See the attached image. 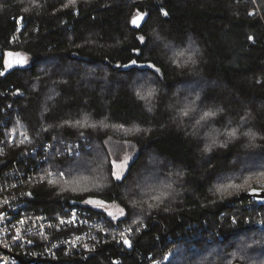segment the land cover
I'll return each mask as SVG.
<instances>
[{"label": "trees", "instance_id": "1", "mask_svg": "<svg viewBox=\"0 0 264 264\" xmlns=\"http://www.w3.org/2000/svg\"><path fill=\"white\" fill-rule=\"evenodd\" d=\"M254 2L0 0L2 189L24 203L27 213L55 227L74 210L87 218L83 207L106 225L114 224L86 206L93 200L123 209L126 216L118 226L130 227L136 221L145 226L131 240L130 249L98 236L96 243H88L90 254L72 252L65 257L57 250L51 264L69 260L70 264H148L150 258L180 253L191 257L215 244L219 257L208 264H223L232 258L234 246L241 247L249 264L264 261V240L259 238H264V229H257L258 220L256 230H249L252 220L250 225L245 222L250 213L264 226V207L248 200L220 202L211 193L222 175L239 174L241 159L255 157L259 173H264V5L260 2V14H256ZM138 14L147 20L136 30L131 22ZM156 33L171 47L194 41L201 58L179 68L157 47ZM9 52L28 61L27 66L10 69L4 64ZM147 76L155 83L152 108L132 84ZM190 85L203 88L202 102L212 111L220 110L222 121L233 122L238 138L249 132L253 142L236 140L208 154L185 136L182 118H176L183 94L177 97L175 93ZM113 126L140 132L135 139L140 156L122 181L112 177L110 156L102 153L105 144L101 147L105 140L101 128ZM11 137L14 144L9 147ZM46 146L53 147L50 154ZM149 156L156 161L151 173L169 179L179 171L182 195L169 204L160 203L157 196L155 204L148 206L146 201L132 213L123 194L128 184L133 187L139 171L148 169ZM13 169L17 177L8 181ZM50 169L62 183H50ZM41 171H45L42 183L31 186L30 182L26 189H18ZM256 181L264 182V176ZM136 189L135 199L141 197ZM27 193L31 199L22 201ZM240 205L246 209L231 218ZM85 232L84 227L67 229L61 235L53 234L51 240ZM212 232L218 240L208 244ZM251 233H255L256 244L241 237Z\"/></svg>", "mask_w": 264, "mask_h": 264}, {"label": "rangeland", "instance_id": "2", "mask_svg": "<svg viewBox=\"0 0 264 264\" xmlns=\"http://www.w3.org/2000/svg\"><path fill=\"white\" fill-rule=\"evenodd\" d=\"M31 1L32 0H30V2ZM260 2L264 5V0H255V8H253L255 9V11L253 9H251V11L256 12V14H260ZM156 39L157 47H160L159 49L168 56L169 62L178 66L179 68H185L191 66L193 63L195 64L202 56V54L200 53L201 49L198 48L197 44H195V42L192 40H187V43L185 45L176 48L173 46L171 47V45H169L168 43H164L163 41H161L158 33H156ZM4 64H7L8 67L9 65H11L9 67L10 69H22L27 66L28 61H25L22 57L11 54L9 52L4 58ZM195 76L196 75L189 76L190 80H193ZM135 80V82H132L133 86H135L142 92V97L145 98H143V100L147 101L148 104H150L149 106L152 108L151 102L153 100V94L149 96L148 93H152L151 89L154 88L155 83H153V80L148 78V76ZM201 89H199L198 86L197 88H193V86L190 85L189 88H186V90L178 89L175 93L177 97L182 94L185 95H182L183 99L180 103L181 109L180 107H178V113L176 114V118H182L181 127L184 129V135L187 137L189 136L192 140L198 142L200 146L204 147V152L208 154L217 149L228 147L236 140L240 141V139H244L242 140V142L244 143L253 142L254 137L251 136L249 132L245 133L244 138H238L239 136H237L236 133L235 135H229L230 133L235 131L233 130V122H230L228 120H225V122L224 120L222 121V112L220 110L212 111L209 106L205 105L202 102L203 95ZM153 92H155V90H153ZM186 109H191L187 116L183 115V111ZM206 112H215V115L205 120H201V116H203ZM197 121H199V123H197ZM222 124L225 125L222 126ZM242 127H244L243 124L241 126V131ZM101 130V133L103 135L105 134V140L102 142L101 147L102 145L104 147V144L106 146V148H102V153L104 155L108 153L110 156L112 177L114 178V180L122 181L123 178L127 175L132 164L140 156V151L135 142V139L139 138L137 137V135H139L140 132L137 131V133H135L131 129H122L114 126L110 129L104 127L101 128ZM240 161L241 168L239 170V174L230 176L231 174L226 173L222 175L214 185V188L211 189V193L213 194V196H216L213 197L215 198V200H219L220 202H224L226 200L238 201L239 198L237 197L241 193L247 192L248 189H251L254 186L257 187V190H264V182L256 181V179H260V177L264 176V173H259L260 165L256 164L258 163L256 162V158L250 157L249 159H241ZM146 162L148 169H141L134 181L133 187L132 185L128 184V187L123 194V196L125 197V202L128 204V208L130 207L129 210H131L132 213H137L138 208L144 205L146 201L150 202L148 206L155 204L156 199H158L157 196H159L160 203L165 202V204H167L168 202H173L172 198L176 200L182 195V191H180L179 193V190H181L179 187V171L172 173L171 176H169V179H166V177L161 178L158 174L151 173V171L156 170L153 165V163H156V161L149 156V158H146ZM158 166H160V164H158ZM52 171L54 172L53 169ZM114 172L120 174L119 179H117L116 176L113 175ZM159 178H161V180ZM50 183L56 184L62 183V181L54 179ZM134 189H136L138 197L141 196L140 198L135 199L136 195L134 194ZM98 201L99 200H93L91 203H86V206L88 205L91 208L102 212L110 220L113 221L114 225L118 227L119 221H121L126 216L123 209L119 208L115 204L108 205L104 203H96ZM240 206L234 209L233 213L230 215L231 218L236 219V216L239 217V215L242 214L241 211L246 209V205L242 206L243 209H241L242 207L240 208ZM121 210L123 214H121ZM109 213H111V215ZM131 220H139V218L136 219V216H131ZM251 220L253 221V226H249L251 227L249 228V230H256L255 221L257 220V229H264L263 223L259 219H256L255 216L253 217L252 214L247 213L245 222H248V225H250L252 224ZM141 222L142 221H136L131 224L130 227H122L120 225L121 228H119L118 230L110 228L102 229L97 231V235L102 236L104 240L113 242L119 246V243H121L123 239L121 237H114V234H123V237L127 236L130 240H132L133 237H136V234L144 229L145 226H140L142 225L140 224ZM214 233L215 232H212L213 236L210 235L211 237H208L210 238L209 241L207 240L208 244L211 243V239L212 241H214L215 239L218 240V238L214 236ZM254 235L255 233L248 234V236L241 234V237L247 238V242L256 244ZM259 238L264 240V238L262 237ZM237 243L238 240H235L233 244ZM218 247L219 246H217L216 244L214 246L212 245L210 248L203 249L201 252H198V254H193V256L191 255V257H189L190 254L183 256V253H180V255L178 256H165L163 258L156 259V262L158 264H208L211 259L219 257L220 251L218 250ZM224 248L225 247L222 246V249ZM236 251L239 252L240 255L236 254ZM230 253L232 255V258L227 257V261H221V263L224 262L223 264H234L233 262L235 260L239 261L241 264H249L247 258H245V254L244 257L242 255L241 247L234 246V248L230 250ZM69 262L71 263V260H69ZM69 262L67 263L70 264ZM250 264H264V261L254 263L252 262Z\"/></svg>", "mask_w": 264, "mask_h": 264}, {"label": "bare ground", "instance_id": "3", "mask_svg": "<svg viewBox=\"0 0 264 264\" xmlns=\"http://www.w3.org/2000/svg\"><path fill=\"white\" fill-rule=\"evenodd\" d=\"M12 138L13 137L10 138V143L12 141ZM46 149H48L46 151L47 154H50L53 151L52 146H46L44 150ZM1 152L2 150L0 147V154ZM60 177L64 179V175L62 173H60ZM27 195L29 194L27 193L26 196ZM26 196L22 199V201L31 199V196ZM8 198L12 197L8 194L7 190L4 191L2 189V186L0 185V218L4 217L9 221V223L7 224L0 223V234L2 236H5L7 238L22 236L25 239L29 238L30 244H40V242H47V240L43 239L45 235H48L49 239H51L53 234L58 236L67 229L78 230L84 227L86 229L85 233H73L71 237L67 239L61 237L56 239V241H65V243L63 244V248L61 249V251L65 253V257H68L72 252L76 253V255L78 256L83 254V252H85L84 255L90 254L89 251L91 250V247L88 246V243L94 242L92 226L87 218L80 217L77 211L74 210L67 220L60 222L59 227H55L52 225V222L45 220L43 217H38L27 213L25 211L24 203L18 202V200H15L14 198H12L14 200L13 202L8 203L6 201ZM101 222L106 225L104 221ZM88 228H90V230H88ZM96 229L98 230L102 228ZM30 233H33V236L29 235ZM49 253L46 254L51 255L50 259L55 261V252H51L50 254Z\"/></svg>", "mask_w": 264, "mask_h": 264}, {"label": "built area", "instance_id": "4", "mask_svg": "<svg viewBox=\"0 0 264 264\" xmlns=\"http://www.w3.org/2000/svg\"><path fill=\"white\" fill-rule=\"evenodd\" d=\"M13 144L14 143L9 142L8 146L12 147ZM50 171L52 173L50 176V182H52L55 179L54 172L52 171V169H50ZM44 172L45 171L39 172L36 176L30 178V180H28L25 184L20 185L18 189L19 190L26 189L28 187L27 184H29L30 182H31V186L34 183L35 184L42 183ZM16 173H17V170L13 169L12 174L8 176V181H13L17 177ZM28 196L30 195H27L26 197ZM4 200H5V197H4ZM6 201L8 203H11L14 200L12 198H8ZM83 209L87 212L88 214L87 220L90 222L92 229L94 231V243L97 242V238H98L97 231L102 230V229H107V228L115 229V230H118L119 228H121L120 226L117 227L114 224L104 225L103 222H101L96 216H94L91 212H89L85 207H83ZM0 223L7 224L9 223V221L8 219L1 217ZM96 228H102V229L97 230ZM29 235L33 236V233H30ZM114 236L121 237L123 239L121 243L119 244L123 245L126 249L131 248L132 242L127 236L123 237L121 234H114ZM43 239L47 240V242L45 243L40 242V244L39 243L30 244L29 238L25 239L22 236L15 237V238H7L0 234V263L1 264H20V262L14 259V257H16L19 259L23 258L21 260H23L26 263L31 262L34 264H51V262L54 260L50 259L51 255H47L46 253H49V252L51 253L57 250H61L63 248V244L65 243V241L57 242L55 240L56 243H53V241L49 239L48 235H45ZM125 239L129 242L128 244L124 243ZM47 245H50L48 249H46ZM150 260L151 261L148 264H158L156 262L157 261L156 259L152 260L150 258ZM54 264H57V263H54ZM63 264H68V263H63Z\"/></svg>", "mask_w": 264, "mask_h": 264}, {"label": "water", "instance_id": "5", "mask_svg": "<svg viewBox=\"0 0 264 264\" xmlns=\"http://www.w3.org/2000/svg\"><path fill=\"white\" fill-rule=\"evenodd\" d=\"M146 17H142V19L139 21L138 25H134L131 22V25L133 28H135L136 30H139L142 28V26L146 23ZM239 201L242 200H248L250 202H252L253 204H256L259 207H264V190H250L244 194H242L239 199ZM15 260H17L18 262H20V264H34V263H26L23 260L14 257Z\"/></svg>", "mask_w": 264, "mask_h": 264}, {"label": "snow or ice", "instance_id": "6", "mask_svg": "<svg viewBox=\"0 0 264 264\" xmlns=\"http://www.w3.org/2000/svg\"><path fill=\"white\" fill-rule=\"evenodd\" d=\"M164 15H167V13H164ZM20 19H23V18H20ZM141 19H142V16L138 14V15L132 20V23H133L134 25H138V23H139V21H140ZM140 39L143 40V37H141ZM133 63H135V61H133ZM10 66H11V65H9V67H10ZM149 67H152V66L149 65ZM157 71H158V70H157ZM138 94H139V93H138ZM148 95L151 96L152 93L149 92ZM141 98H144V97H141ZM190 110H191V109H186V110H184V111H183V115L187 116ZM214 115H215V112H206V113H204L203 116H201L200 119H201V120H205V119H207V118H209V117H212V116H214ZM197 123H199V121H197ZM229 135H235V131H233V132L230 133ZM113 175H115L117 179L120 178V174H119V173H115V172H114ZM87 202H88V203H91L92 201H87ZM96 203H100V202H96ZM109 214L111 215V213H109ZM121 214H123L122 210H121ZM121 235L123 236V234H121ZM124 243H125V244H128L129 242L125 239V240H124Z\"/></svg>", "mask_w": 264, "mask_h": 264}]
</instances>
